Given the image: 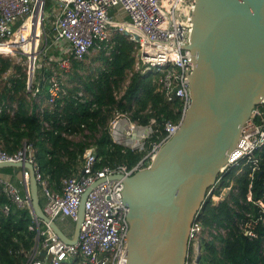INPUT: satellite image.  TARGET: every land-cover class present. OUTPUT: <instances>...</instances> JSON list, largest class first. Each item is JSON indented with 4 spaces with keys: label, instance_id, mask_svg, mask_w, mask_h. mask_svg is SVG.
<instances>
[{
    "label": "built area",
    "instance_id": "built-area-1",
    "mask_svg": "<svg viewBox=\"0 0 264 264\" xmlns=\"http://www.w3.org/2000/svg\"><path fill=\"white\" fill-rule=\"evenodd\" d=\"M195 1L54 0L56 7L48 14L47 0H0V55L9 56L25 68L26 91L35 102L40 101L37 73L42 66L47 65L54 73L55 65L63 72H69L71 58L80 62L90 50L109 47L112 28L135 43L134 70L140 74H159L158 84L166 99L178 98L183 106L181 118L176 124L164 120L157 124L155 119L141 124L132 120L130 113L115 111L108 124L112 142L125 149L146 150L142 159L132 168L122 165L98 167L101 158L96 147L91 145L82 153L77 172L64 178L59 189L49 186L48 179L33 159L30 146L24 144L20 151L12 155L0 150V163L26 162L33 166V176L43 198L42 208L51 220L68 219L74 222L81 198L86 194L75 243L60 240L47 225L42 229L41 223L33 219L36 243L26 264H73L76 259H80L81 264H126L128 208L123 201V178L150 166L160 148L177 132L190 104L189 76L193 63L192 53L186 46L189 44ZM117 12L124 14V21L112 19ZM50 16L52 30L46 28V31L45 25L49 23ZM49 51L52 55L48 56ZM42 59L46 62L41 63ZM10 72L5 74L4 81ZM64 95L66 88L52 75L46 86L49 102ZM13 108L11 110L1 103L0 113L12 115ZM159 127L162 137L150 141ZM243 166H248L252 179L255 175L259 177L258 173L264 167V97L252 108L250 117L241 126L226 163L219 168L215 182L206 189L204 201L211 199L213 203H218L223 200L231 186L215 193L221 180L230 169L235 168L239 172ZM18 172L22 189L1 177L0 184L12 204L28 208L29 172L25 168ZM250 189L251 183L246 199L254 205L256 212L250 210L245 213L238 228L252 240L257 235L258 225H264V203L262 199L253 200ZM9 209L8 205L4 206L2 212L8 214ZM224 233L225 230L220 228L205 229L195 218L188 231L185 264H199L202 240H211L213 236ZM42 252L43 258L39 259L37 256Z\"/></svg>",
    "mask_w": 264,
    "mask_h": 264
},
{
    "label": "trees",
    "instance_id": "trees-1",
    "mask_svg": "<svg viewBox=\"0 0 264 264\" xmlns=\"http://www.w3.org/2000/svg\"><path fill=\"white\" fill-rule=\"evenodd\" d=\"M54 7V0H47L48 14ZM110 29L109 47L96 50L95 55H87L80 62L71 58L69 72H63L54 62L51 63L56 67L55 73L47 65L42 66L37 73L39 103L26 91L25 68L9 56L0 55V104L11 110L14 107L12 115L0 113V150L12 155L24 144L30 146L34 161L52 189H59L64 178L77 172L82 153L91 145L101 158L98 167L132 168L142 159L146 150L125 149L112 142L108 124L115 111L128 112L132 120L141 124L151 119L157 124L163 120L176 124L181 118L182 101L166 99L158 84L159 74L135 71V43ZM47 55H52L51 51ZM45 62L42 59L41 63ZM8 71L11 72L4 81ZM52 75L66 88V95L50 103L46 86ZM162 135L159 127L150 141ZM262 169V175L253 179L248 166L239 172L230 169L215 192L231 186L224 199L218 203L204 201L198 211L199 222L205 229L215 227L225 233L202 240L199 264H264V225H258L252 240L238 228L245 213L256 212L246 199L250 183L252 199H262L264 203ZM5 174L14 178L10 167L0 169V177L5 179ZM40 204L43 206L42 197ZM7 205L10 209L4 214L2 209ZM40 228L45 226L41 224ZM35 243L36 229L29 209L12 204L0 184V264H26ZM37 257L42 259L41 254ZM73 264H81V260L76 259Z\"/></svg>",
    "mask_w": 264,
    "mask_h": 264
},
{
    "label": "water",
    "instance_id": "water-1",
    "mask_svg": "<svg viewBox=\"0 0 264 264\" xmlns=\"http://www.w3.org/2000/svg\"><path fill=\"white\" fill-rule=\"evenodd\" d=\"M186 48L193 67L190 104L181 124L148 168L123 178L126 264H185L188 231L206 189L264 97V0H196ZM5 167L15 173L28 170L31 217L60 240L75 243L86 194L69 237L44 213L33 166L0 163V169Z\"/></svg>",
    "mask_w": 264,
    "mask_h": 264
},
{
    "label": "rangeland",
    "instance_id": "rangeland-1",
    "mask_svg": "<svg viewBox=\"0 0 264 264\" xmlns=\"http://www.w3.org/2000/svg\"><path fill=\"white\" fill-rule=\"evenodd\" d=\"M121 12H117L115 14L112 15V19L113 20H118V21H124V14H119ZM52 20H49V23L46 22L45 25V30L46 28H49V30H52ZM47 31V30H46ZM97 52L96 50H90L89 52V56H93L95 55ZM89 66L93 65V62H91V60L88 63ZM9 181H11L15 186H17V188L22 189V185L20 184V176H15L14 178L9 179ZM39 197L41 198V195L39 193ZM216 200V199H215ZM56 224L59 226L60 230L63 233H67V236H71L73 233V228H74V222L72 220H56L55 221Z\"/></svg>",
    "mask_w": 264,
    "mask_h": 264
},
{
    "label": "crops",
    "instance_id": "crops-1",
    "mask_svg": "<svg viewBox=\"0 0 264 264\" xmlns=\"http://www.w3.org/2000/svg\"><path fill=\"white\" fill-rule=\"evenodd\" d=\"M57 51V50H56ZM60 53V51H58V54ZM13 175H14V177L15 176H19V172H17V173H15L14 171H13ZM5 179H11V177H10V175L9 174H5V175H2ZM64 234H66L67 235V233H64Z\"/></svg>",
    "mask_w": 264,
    "mask_h": 264
}]
</instances>
